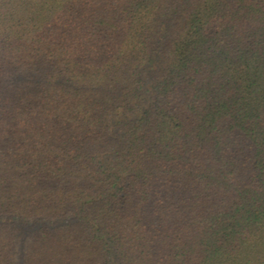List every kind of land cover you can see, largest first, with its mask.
<instances>
[{
    "label": "trees",
    "instance_id": "trees-1",
    "mask_svg": "<svg viewBox=\"0 0 264 264\" xmlns=\"http://www.w3.org/2000/svg\"><path fill=\"white\" fill-rule=\"evenodd\" d=\"M0 264H264V0H0Z\"/></svg>",
    "mask_w": 264,
    "mask_h": 264
}]
</instances>
